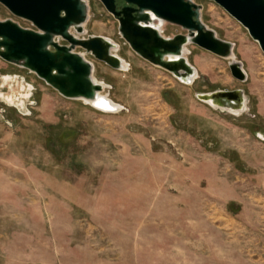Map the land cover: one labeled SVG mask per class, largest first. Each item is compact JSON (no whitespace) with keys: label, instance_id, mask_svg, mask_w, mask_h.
<instances>
[{"label":"rangeland","instance_id":"374dc122","mask_svg":"<svg viewBox=\"0 0 264 264\" xmlns=\"http://www.w3.org/2000/svg\"><path fill=\"white\" fill-rule=\"evenodd\" d=\"M87 1L82 37L117 43L129 69L77 52L120 109L66 99L0 59L1 76L32 87L25 115L0 100V264H264L259 44L216 3L195 0L203 22L234 45L248 79L233 78L231 60L190 46L198 77L185 85L139 57L102 3ZM0 19L34 29L2 6ZM181 34L163 28L166 38ZM236 90L248 98L240 116L197 99Z\"/></svg>","mask_w":264,"mask_h":264},{"label":"water","instance_id":"95a60500","mask_svg":"<svg viewBox=\"0 0 264 264\" xmlns=\"http://www.w3.org/2000/svg\"><path fill=\"white\" fill-rule=\"evenodd\" d=\"M99 1L118 21L121 38L139 57L185 85L194 83L192 78L197 72L185 57L190 46L221 59L231 60L234 56V45L203 22L202 6L195 0H123L129 7L120 11L116 0ZM211 1L239 22L264 53V0ZM0 6L34 27L28 29L13 19H0V59L35 74L62 97L95 102L104 92L103 85L95 82L94 64L78 49L121 71L122 60L114 55L113 42L100 36L82 37L90 18L85 0H0ZM154 23L180 27L186 34L166 38ZM230 71L237 81H247L240 62L232 60ZM197 99L234 116L248 110V98L241 90L198 94Z\"/></svg>","mask_w":264,"mask_h":264},{"label":"bare ground","instance_id":"6f19581e","mask_svg":"<svg viewBox=\"0 0 264 264\" xmlns=\"http://www.w3.org/2000/svg\"><path fill=\"white\" fill-rule=\"evenodd\" d=\"M154 27L158 28L160 32L163 33V28L165 26V23H154ZM116 45V48L113 49V53L115 56L119 57L117 55L119 51V45L115 42H113ZM190 53L189 48H187L185 57L187 58V55ZM120 58V57H119ZM121 59V58H120ZM188 59V58H187ZM122 60V69L121 71L126 72L129 69V65L123 60ZM232 60H236L235 55L231 58ZM189 62V60H188ZM197 71V69H196ZM198 77V71L196 72L195 76L192 78L193 81ZM95 82L103 85L104 87V92L99 93L98 99L95 102H87L91 106H96L99 109H101L104 112H109V110L112 109H117L120 108L119 105L114 103L106 94V85L102 82H99L96 78ZM8 88L9 92L5 93L4 89ZM32 97V87L27 86L26 83L24 82V79L21 78H12L9 76H1L0 75V100L4 103H6L10 107H14L18 109L22 114H27L28 113V105L30 102V99ZM248 106L246 107V109ZM30 112V111H29ZM242 113H236L235 115L240 116ZM260 138L264 140V135L260 134Z\"/></svg>","mask_w":264,"mask_h":264},{"label":"flooded vegetation","instance_id":"af4514ba","mask_svg":"<svg viewBox=\"0 0 264 264\" xmlns=\"http://www.w3.org/2000/svg\"><path fill=\"white\" fill-rule=\"evenodd\" d=\"M86 2H88L87 0H85ZM116 2H117V10L118 11H120V10H122L123 8H125V7H129V5L128 4H126L123 0H116ZM88 5H89V3H88ZM104 7V6H103ZM105 8V7H104ZM105 10H106V8H105ZM107 11V10H106ZM108 12V11H107ZM109 13V12H108ZM110 14V13H109Z\"/></svg>","mask_w":264,"mask_h":264}]
</instances>
